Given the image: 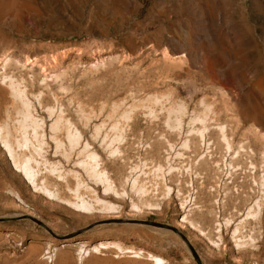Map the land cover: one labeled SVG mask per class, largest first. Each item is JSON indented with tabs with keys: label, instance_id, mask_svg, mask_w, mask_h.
Wrapping results in <instances>:
<instances>
[{
	"label": "rangeland",
	"instance_id": "rangeland-1",
	"mask_svg": "<svg viewBox=\"0 0 264 264\" xmlns=\"http://www.w3.org/2000/svg\"><path fill=\"white\" fill-rule=\"evenodd\" d=\"M262 94L264 0H0L5 142L89 210L0 141V264H264Z\"/></svg>",
	"mask_w": 264,
	"mask_h": 264
},
{
	"label": "bare ground",
	"instance_id": "bare-ground-1",
	"mask_svg": "<svg viewBox=\"0 0 264 264\" xmlns=\"http://www.w3.org/2000/svg\"><path fill=\"white\" fill-rule=\"evenodd\" d=\"M232 26V25H231ZM231 26H229L230 28H232V29H234V27H231ZM252 37L254 38L255 36H254V34L252 33V31H251V28L248 26V25H246V29L245 30H238V32H237V35H236V37H235V39L232 41L231 39H229V37H227V41H228V43H230V45H232V47L233 48H235V47H238V49H241V48H245V47H247L249 44H250V42H251V40H252ZM242 52L245 54V53H247L244 49H242ZM252 71V70H251ZM227 74H228V72H227ZM230 76L232 77V82L233 83H235V84H237V85H239L240 83H242L244 80H245V74H244V72H241V71H231L230 72ZM262 95H264V94H262ZM262 97V96H261ZM14 100V99H13ZM12 100V101H13ZM253 111H254V109H253ZM250 112H251V110H250ZM246 117H248L249 119H252V118H254V115H253V113L251 114V115H246ZM23 127H25V126H23ZM54 127V126H53ZM55 128V127H54ZM219 131L222 133V135L224 136V138L226 139V140H229L228 138H226V132H225V126L224 125H220L219 126ZM7 133L9 134V136L11 137L12 135H13V130H9L8 132H5V130L4 131H2V129L0 128V141L1 142H3V145H2V148L4 149V152H5V154H6V156L8 157V159L10 160V162H12V166L14 167V169L17 171V173H20V175L22 176V178L26 181V183H28V185L30 186V188H32V190L34 191V192H36V193H39V194H41V195H43L44 197H46L47 199H50V200H52V201H58V202H62V203H65L66 205H68V206H70L71 208H73V209H75L76 211H79V212H84V213H88L89 212V210L88 209H86V208H84V207H81L80 205H78V204H74V202H71L69 199H66L65 198V196H63L62 195V193H61V195L58 193H55L54 191H52L51 190V185H52V183H51V179H53L52 177H50V176H48V175H46V176H40V174H38L37 172H35L38 168H36V170H34L33 168H32V166L30 165H28L27 163H25V162H21V161H19V159H18V156H17V151L15 150V148H9V146L8 145H10V144H8V143H6L5 141V137H7L8 135H7ZM202 133V137H204L205 135H204V131H202L201 132ZM26 139H27V137H25ZM26 139H25V141H26ZM8 142V141H7ZM72 142V141H71ZM228 144H230V142L228 141L227 142ZM8 144V145H7ZM60 144V143H59ZM16 145V144H15ZM61 146V145H60ZM230 147H231V145H229ZM15 147V146H14ZM20 147V146H19ZM18 147V148H19ZM21 148H23V147H21ZM56 150V149H55ZM31 151V150H30ZM36 151V150H35ZM61 151V150H60ZM37 153H40V152H38V150H37ZM56 153V152H55ZM33 154V153H32ZM60 154V153H59ZM64 154V153H63ZM67 154H69V153H67ZM37 155H39V154H37ZM70 155V154H69ZM71 155H72V153H71ZM33 156V155H32ZM58 156V155H57ZM68 156V155H67ZM69 157V156H68ZM67 157V158H68ZM66 158V159H67ZM70 158H72L71 156H70ZM70 158H68L69 160H70ZM28 159V158H27ZM26 159V160H27ZM23 160V159H22ZM69 160H68V164H69ZM28 162H29V160H27ZM33 161V160H32ZM67 162V161H66ZM70 162H72V161H70ZM30 163H32L31 161H30ZM29 163V164H30ZM76 163V162H75ZM74 163V164H75ZM87 163L88 162H86V165H87ZM39 164V163H38ZM37 164V165H38ZM83 164H85V162L83 163ZM35 165H36V163H35ZM77 165V164H76ZM85 165V166H86ZM89 165V164H88ZM39 166V165H38ZM88 167L89 166H87V169H88ZM83 168H84V165H83ZM92 168V167H91ZM54 169V168H53ZM86 169V170H87ZM92 170H93V168H92ZM39 171V170H38ZM52 171V170H51ZM85 171V170H84ZM89 171V170H88ZM93 171H95V169L93 170ZM49 173V172H48ZM86 174L87 175H89L87 172H86ZM54 177V176H53ZM60 177V176H59ZM54 178H56V177H54ZM55 180H57V179H55ZM2 182V181H1ZM60 183V182H59ZM98 184H99V182H97ZM1 184V183H0ZM104 194H106V195H108V194H111L110 192H104ZM259 203V202H258ZM260 204V203H259ZM258 204V205H259ZM108 205V204H107ZM111 208L112 206H110V205H108V206H106V208ZM260 207V206H259ZM113 208V207H112ZM110 212V211H109ZM250 215H251V213L250 212H248L247 214H246V216H245V218L243 219V220H241V222L242 221H244L245 220V223L247 222L246 221V218H249L250 217ZM230 220V219H229ZM185 222H187L188 220H184ZM228 223H229V221H228ZM244 223V222H243ZM190 226L191 227H195L194 226V224L192 223V222H190ZM242 225V224H241ZM242 227V228H241ZM243 230H244V226H240V224L239 223H237L236 225H235V227L233 228V230H232V232H231V238L236 242V244L238 245V246H242V241H243V244H244V235H243ZM199 233L201 234V235H206V232H205V230H203V229H201V228H199ZM210 238V237H209ZM210 244L211 245H214V246H216L217 245V243H216V241H210ZM102 247H106V245H102ZM96 248V247H95ZM94 248V249H95ZM153 259H152V261H155V260H158V257H155V256H153L152 257Z\"/></svg>",
	"mask_w": 264,
	"mask_h": 264
},
{
	"label": "water",
	"instance_id": "water-1",
	"mask_svg": "<svg viewBox=\"0 0 264 264\" xmlns=\"http://www.w3.org/2000/svg\"><path fill=\"white\" fill-rule=\"evenodd\" d=\"M152 225H157V226H161V227H169L168 225H165V224H161V223H158V222H151ZM190 248L193 252V255L195 256V258L198 260L199 264H200V261H199V257L195 251V249L190 245Z\"/></svg>",
	"mask_w": 264,
	"mask_h": 264
}]
</instances>
